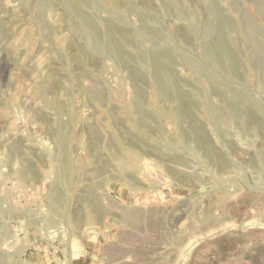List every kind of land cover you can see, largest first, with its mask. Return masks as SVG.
I'll return each instance as SVG.
<instances>
[{
  "label": "rangeland",
  "instance_id": "374dc122",
  "mask_svg": "<svg viewBox=\"0 0 264 264\" xmlns=\"http://www.w3.org/2000/svg\"><path fill=\"white\" fill-rule=\"evenodd\" d=\"M229 3L0 0V264H264V73Z\"/></svg>",
  "mask_w": 264,
  "mask_h": 264
},
{
  "label": "bare ground",
  "instance_id": "6f19581e",
  "mask_svg": "<svg viewBox=\"0 0 264 264\" xmlns=\"http://www.w3.org/2000/svg\"><path fill=\"white\" fill-rule=\"evenodd\" d=\"M247 1L251 4L253 11L257 14V16L260 18V20L264 22V0H247ZM75 3L79 4L80 1H76ZM229 4L231 5L232 10L236 11L237 14L239 15V20L242 22V25L240 28L241 34L245 35L246 39L249 42L248 43V52H247L249 63L251 62L253 65H255V67H258V69H260L264 73V48L262 47V45L259 44V42L256 39L259 31H258L256 24L254 23V21L252 19V16H250L248 13H246L244 11H241V12L238 11L239 7H238V3L236 0H230ZM72 8L70 7V9H72ZM82 21H84V20H82ZM84 23H85L84 25H85L86 29L89 30L91 27H89L87 25L86 21H84ZM219 28H220V30H219V32H217V34H215V37H214L212 43L210 44L209 49H211L212 51L216 52V54H218L219 62L221 64L229 67V66H232V63H233V59H232V55H231L232 52H230V47L231 48L234 47V46H230V44L236 43L235 35L234 34L232 35L233 30H231L230 32H226L224 30L223 26H220ZM234 29H236V27ZM91 30H92V32L94 31L93 29H91ZM91 30H89V31H91ZM234 31H236V30H234ZM123 38H124V36L121 34L118 36L119 40L124 41ZM108 44L110 47L113 45L110 37L108 40ZM212 51H211V53H212ZM245 56H246V54H245ZM157 60H158L157 63L162 62V60H163L162 56L159 55L157 57ZM161 81H162V86L164 88H169V86H171L172 79L170 77L163 76V77H161ZM188 109H189V107H187L185 105H180L179 106V111H180L179 114H181V115L185 114V111ZM242 121H241V124H243L244 127H247L246 125H248L250 122V120L245 119V118H243ZM192 128L194 130L199 129L197 126H195V124L192 126ZM202 139L204 140V138H202ZM203 140H201V141H203ZM122 214H124V213H122Z\"/></svg>",
  "mask_w": 264,
  "mask_h": 264
}]
</instances>
